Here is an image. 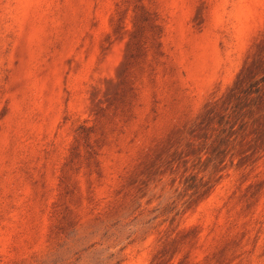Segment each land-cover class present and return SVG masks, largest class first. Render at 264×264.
Returning <instances> with one entry per match:
<instances>
[{"label": "rangeland", "instance_id": "rangeland-1", "mask_svg": "<svg viewBox=\"0 0 264 264\" xmlns=\"http://www.w3.org/2000/svg\"><path fill=\"white\" fill-rule=\"evenodd\" d=\"M0 264H264V0H0Z\"/></svg>", "mask_w": 264, "mask_h": 264}]
</instances>
